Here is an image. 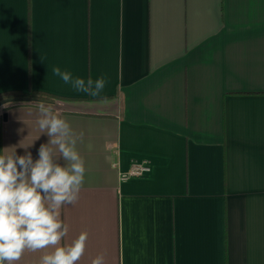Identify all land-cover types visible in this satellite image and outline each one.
<instances>
[{
    "label": "crops",
    "instance_id": "1",
    "mask_svg": "<svg viewBox=\"0 0 264 264\" xmlns=\"http://www.w3.org/2000/svg\"><path fill=\"white\" fill-rule=\"evenodd\" d=\"M56 66L108 83L92 98ZM33 90L83 132L62 210L67 242L88 234L78 264H264V0H0V94ZM17 102L0 149L38 158L37 105Z\"/></svg>",
    "mask_w": 264,
    "mask_h": 264
},
{
    "label": "clouds",
    "instance_id": "2",
    "mask_svg": "<svg viewBox=\"0 0 264 264\" xmlns=\"http://www.w3.org/2000/svg\"><path fill=\"white\" fill-rule=\"evenodd\" d=\"M51 71L75 92L92 98L100 97L108 83L106 75L86 80L59 66ZM33 104L38 129L49 138L38 158L31 151L20 155L15 147L0 149V264H16L26 251L44 249L51 250L39 264H78L88 234L67 242L70 225L62 210L78 202L86 181V162L78 149L83 132L77 133L55 104L42 99ZM92 264H105V255H97Z\"/></svg>",
    "mask_w": 264,
    "mask_h": 264
},
{
    "label": "trees",
    "instance_id": "3",
    "mask_svg": "<svg viewBox=\"0 0 264 264\" xmlns=\"http://www.w3.org/2000/svg\"><path fill=\"white\" fill-rule=\"evenodd\" d=\"M21 97L31 98V101H28V102H37L40 99H42L44 101L53 103L55 101V99H57L52 94H49L46 92H41V91H36V90L30 91L28 93H21L19 91H13V92H7V93H1L0 94V100L10 99L11 102L13 99L21 98ZM11 102H9V103H11ZM13 102H16V101H13ZM23 102H26V101H23ZM17 103H21V102L18 101Z\"/></svg>",
    "mask_w": 264,
    "mask_h": 264
},
{
    "label": "built area",
    "instance_id": "4",
    "mask_svg": "<svg viewBox=\"0 0 264 264\" xmlns=\"http://www.w3.org/2000/svg\"><path fill=\"white\" fill-rule=\"evenodd\" d=\"M5 110H6L5 105L0 106V120ZM150 170H151V167L148 164V162L134 163L132 164L130 169L127 172L122 173L120 177L122 180H126L130 177H141V176L147 175L150 172Z\"/></svg>",
    "mask_w": 264,
    "mask_h": 264
},
{
    "label": "water",
    "instance_id": "5",
    "mask_svg": "<svg viewBox=\"0 0 264 264\" xmlns=\"http://www.w3.org/2000/svg\"><path fill=\"white\" fill-rule=\"evenodd\" d=\"M13 101H31V98H29V97H21V98H15V99L12 100V102H13ZM9 102H11L10 99H3V100H0V106L5 105V104H7V103H9ZM5 117H6V115L3 114V115H2V118L4 119Z\"/></svg>",
    "mask_w": 264,
    "mask_h": 264
},
{
    "label": "flooded vegetation",
    "instance_id": "6",
    "mask_svg": "<svg viewBox=\"0 0 264 264\" xmlns=\"http://www.w3.org/2000/svg\"><path fill=\"white\" fill-rule=\"evenodd\" d=\"M5 106L7 107V106H8V104H5Z\"/></svg>",
    "mask_w": 264,
    "mask_h": 264
}]
</instances>
